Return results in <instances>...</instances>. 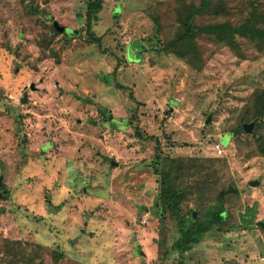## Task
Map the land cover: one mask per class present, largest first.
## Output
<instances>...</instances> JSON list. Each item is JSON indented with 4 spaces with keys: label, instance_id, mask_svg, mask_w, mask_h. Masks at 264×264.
<instances>
[{
    "label": "rangeland",
    "instance_id": "obj_1",
    "mask_svg": "<svg viewBox=\"0 0 264 264\" xmlns=\"http://www.w3.org/2000/svg\"><path fill=\"white\" fill-rule=\"evenodd\" d=\"M34 1L38 13L0 0V264L6 238L44 264H55V248L64 252L57 264H175L177 217L166 213L163 224L157 216L168 156L200 159L185 167L184 213L197 208L206 220L218 192L236 189L224 199V219L205 222L182 253L185 264H264V123L260 138L238 132L254 90L264 88V50L248 44L239 56L224 46L197 71L149 39L155 24L146 9L166 0H106L94 25L103 52L83 29L87 0ZM238 1L227 0L228 16L238 17ZM44 11L70 32L54 36L57 54L40 43L53 22Z\"/></svg>",
    "mask_w": 264,
    "mask_h": 264
},
{
    "label": "trees",
    "instance_id": "obj_2",
    "mask_svg": "<svg viewBox=\"0 0 264 264\" xmlns=\"http://www.w3.org/2000/svg\"><path fill=\"white\" fill-rule=\"evenodd\" d=\"M106 0H87L85 5V23L83 29L87 35V41L96 43L100 49L102 45V35H97L94 25L98 24L101 19ZM29 6L32 13H38L40 8L34 0H22ZM234 7V11L238 17L233 18L228 16L232 12L227 0H166L165 2L148 7L147 13L151 16L155 24V33L149 38L156 39L155 50L160 53L173 54L186 63L193 69L202 71L209 59L221 47H230L239 56L245 55V47L249 44L256 49L264 50V7L261 0H239ZM246 11V12H245ZM49 19L53 20V15L47 11L43 12ZM172 14L174 18L172 24L165 20L167 14ZM171 25V29L167 30L166 26ZM81 29V31L83 30ZM78 30L72 32V36H82L83 32ZM59 34H70L69 31H59L50 23V30L41 35V42L47 44V54L53 52L57 54L54 48H51L50 43L54 40V36ZM207 44H210L208 46ZM49 49V50H48ZM46 52V50H43ZM59 60V54L57 57ZM117 68L114 73L116 74ZM119 87L127 90L128 86L120 83ZM129 89V88H128ZM129 97L136 100V96L130 89ZM102 114L105 112L102 110ZM241 124L238 132H245V123L247 121L255 122L252 133L260 138L257 132L264 123V88L254 90L250 101L245 106L241 114ZM255 119H259L256 123ZM130 122V121H129ZM139 135L144 136L140 132ZM150 137V136H148ZM161 158V156H160ZM199 157L196 156H179L166 158V163L160 171V206L158 218L166 224V213L175 215L181 229V237L172 245L181 252L179 260L175 264H185L182 258V253L189 251L193 246V242H198L203 233L208 230L207 221H215L224 219V199L228 193L236 191L235 188H223L217 194L214 206H208L205 211L204 218L199 220V210L193 208L187 213L182 210V202L188 196L190 191L184 183L183 176L185 167L188 165H196L199 162ZM11 192L3 193L4 197H10ZM36 220L39 219L35 217ZM189 221V223H188ZM47 222V226L51 227ZM51 224V223H50ZM264 225V222H260ZM166 226L160 230L162 234V244L166 246L163 251L164 257L169 258L171 251L167 248V235L164 232ZM49 229H52L49 228ZM161 244V243H160ZM29 246L24 244L20 239H5L4 259L6 264H19V261H24L25 264H44L43 259L37 260L39 257L36 250L29 254ZM55 264L64 256V252L55 248L54 252Z\"/></svg>",
    "mask_w": 264,
    "mask_h": 264
},
{
    "label": "water",
    "instance_id": "obj_3",
    "mask_svg": "<svg viewBox=\"0 0 264 264\" xmlns=\"http://www.w3.org/2000/svg\"><path fill=\"white\" fill-rule=\"evenodd\" d=\"M53 24L57 28V30H59V31H64V30L68 29L65 25L60 24V22L58 20H56V19H53ZM19 67H20V63H17L16 68H15V72L18 71ZM31 88H34V84H31ZM209 121H210V116H208V118H207V122H209ZM129 125H130V122H129V120L127 118H124L123 120H121L119 122V126L122 127V128L127 127ZM254 126H255V122L254 121L244 124L245 130L247 132H252ZM218 139H219V137L212 136V140L213 141H218ZM111 164L118 165V162L116 160L112 159L111 160ZM2 181H3V176L0 175V185H1ZM260 182L261 181L259 179H252V180L249 181L250 185H259ZM0 196H1V191H0Z\"/></svg>",
    "mask_w": 264,
    "mask_h": 264
},
{
    "label": "built area",
    "instance_id": "obj_4",
    "mask_svg": "<svg viewBox=\"0 0 264 264\" xmlns=\"http://www.w3.org/2000/svg\"><path fill=\"white\" fill-rule=\"evenodd\" d=\"M213 149L215 151V154L218 156H221L224 152V147L220 143V141H213Z\"/></svg>",
    "mask_w": 264,
    "mask_h": 264
},
{
    "label": "flooded vegetation",
    "instance_id": "obj_5",
    "mask_svg": "<svg viewBox=\"0 0 264 264\" xmlns=\"http://www.w3.org/2000/svg\"><path fill=\"white\" fill-rule=\"evenodd\" d=\"M0 189H1V185H0Z\"/></svg>",
    "mask_w": 264,
    "mask_h": 264
}]
</instances>
